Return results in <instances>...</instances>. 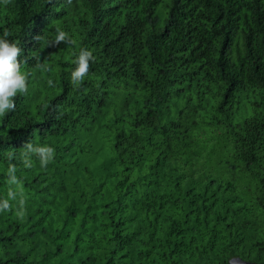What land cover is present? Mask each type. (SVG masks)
<instances>
[{
	"label": "trees",
	"instance_id": "16d2710c",
	"mask_svg": "<svg viewBox=\"0 0 264 264\" xmlns=\"http://www.w3.org/2000/svg\"><path fill=\"white\" fill-rule=\"evenodd\" d=\"M5 29L30 75L0 117V199L12 149L26 209L0 264H264V0H9ZM28 142L54 160L24 168Z\"/></svg>",
	"mask_w": 264,
	"mask_h": 264
},
{
	"label": "clouds",
	"instance_id": "9594fccd",
	"mask_svg": "<svg viewBox=\"0 0 264 264\" xmlns=\"http://www.w3.org/2000/svg\"><path fill=\"white\" fill-rule=\"evenodd\" d=\"M9 0H0V3L7 5ZM51 2V0H49ZM67 5H71L72 0H65ZM11 33L5 29L3 35H0V117H5L9 112L15 111V98L18 95L27 94L28 79L30 73L22 70V64L27 63V57L22 61L19 57L22 55V49L18 42L9 40ZM37 36L35 39L38 40ZM61 43L74 45L75 41L67 32L61 28L55 30V38L49 41L48 46L55 47ZM39 61V58H36ZM95 57L93 52L85 47L79 49L72 63L75 65L70 70V84L73 88L79 89L84 81V78L90 71L91 62H94ZM37 67L43 68L45 71L49 69L44 62L39 61ZM49 86L53 85L51 80L48 81ZM17 151L9 149L5 155L8 161L6 176L7 184L9 185L7 198L0 199V212H12L23 219L26 216L24 207V189L23 181L17 176V165L12 163ZM33 157H35L41 168H46L49 163L54 160L55 149L47 144H34L33 142L25 143L19 150V159L24 168H32L34 165ZM20 196L17 207L14 209L11 201H17V196Z\"/></svg>",
	"mask_w": 264,
	"mask_h": 264
},
{
	"label": "water",
	"instance_id": "95a60500",
	"mask_svg": "<svg viewBox=\"0 0 264 264\" xmlns=\"http://www.w3.org/2000/svg\"><path fill=\"white\" fill-rule=\"evenodd\" d=\"M229 264H255V263L243 260L240 257H232L231 259H229Z\"/></svg>",
	"mask_w": 264,
	"mask_h": 264
},
{
	"label": "rangeland",
	"instance_id": "374dc122",
	"mask_svg": "<svg viewBox=\"0 0 264 264\" xmlns=\"http://www.w3.org/2000/svg\"><path fill=\"white\" fill-rule=\"evenodd\" d=\"M161 8H162V7H161ZM207 129L209 130V129H210V127L208 126V127H207Z\"/></svg>",
	"mask_w": 264,
	"mask_h": 264
}]
</instances>
